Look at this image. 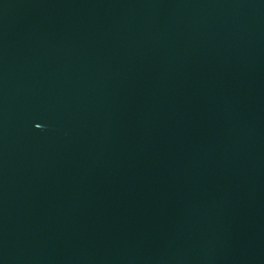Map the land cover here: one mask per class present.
<instances>
[{
  "label": "water",
  "instance_id": "obj_1",
  "mask_svg": "<svg viewBox=\"0 0 264 264\" xmlns=\"http://www.w3.org/2000/svg\"><path fill=\"white\" fill-rule=\"evenodd\" d=\"M0 264H264V0H0Z\"/></svg>",
  "mask_w": 264,
  "mask_h": 264
}]
</instances>
